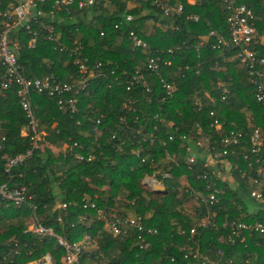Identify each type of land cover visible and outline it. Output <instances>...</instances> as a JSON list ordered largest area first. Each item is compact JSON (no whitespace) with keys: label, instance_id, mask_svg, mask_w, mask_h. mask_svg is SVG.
Returning <instances> with one entry per match:
<instances>
[{"label":"trees","instance_id":"1","mask_svg":"<svg viewBox=\"0 0 264 264\" xmlns=\"http://www.w3.org/2000/svg\"><path fill=\"white\" fill-rule=\"evenodd\" d=\"M51 1L46 0L43 7L48 10ZM172 1L183 4L177 17L164 16L152 0H114L115 8L108 9L73 7L69 14L42 19V37L33 48L28 47V36L21 28L9 33V45L18 43L14 50L23 74L42 77L52 72L79 92L75 95L78 111L73 114L60 110L55 98L31 93L37 130L44 132L35 148L16 86L0 99V185L24 188L29 197L27 203L15 204L0 195V264H28L44 254L51 256L53 264H67L56 238L26 231L33 214L68 243L81 245L80 264H174L170 258L177 264H198L205 255L212 259L208 264H264V236L258 233L247 236L246 246L220 241L227 233L221 226L190 233L204 216V206L196 203L187 184L203 191L204 181L197 175L212 170L217 186L224 190L220 206L213 207L218 224L232 219L264 221V206L247 208L250 191L264 185L253 183L247 172L242 178L241 171L248 169L239 146L222 160V170L212 161L205 166L210 159L204 153L195 163H187L184 147L190 142L189 134L199 128V135L209 140L234 130L242 132V143L249 142L256 127L264 131V116L235 49L218 48L215 37L209 36L212 29L228 33L225 2ZM238 1L253 7L255 15L264 10V0ZM191 14L198 20L189 18ZM49 23L58 34L56 41L45 37L43 27ZM257 25L260 30L264 27ZM130 32L145 45L133 48ZM199 39L204 43L197 49L182 47ZM154 56L158 70L148 67ZM76 60L87 61V73ZM136 70L144 76L145 86L135 82ZM161 79L170 87H164ZM218 81L230 91L224 101ZM213 117L220 127L210 125ZM138 129L153 133L155 140H143ZM169 135H174L173 141ZM28 150L29 155L7 170L9 158ZM163 173L170 176L163 178ZM146 177L163 183L167 192L150 190L143 183ZM91 203L119 219L141 215L143 227L151 226L156 232L145 234L121 223V233L114 235L104 221L94 218ZM140 234L146 242L142 247ZM186 245L199 250L197 259L184 258ZM218 248L222 252L216 255Z\"/></svg>","mask_w":264,"mask_h":264},{"label":"built area","instance_id":"2","mask_svg":"<svg viewBox=\"0 0 264 264\" xmlns=\"http://www.w3.org/2000/svg\"><path fill=\"white\" fill-rule=\"evenodd\" d=\"M190 3L200 2V0H188ZM228 10L227 15V34L220 33L215 29L210 30L209 36L215 37L214 46L225 49H235V56L240 63H242L247 71L249 80L254 88V98L260 106V110L264 116V33L258 27V23L264 24V10L259 14L255 15V10L250 5L238 1V0H223ZM46 0H0V99L5 96L10 87L15 85L17 88V95L22 110L25 112L29 119V128L31 134V146L35 148L38 146V142L43 139V131L37 130V119L35 117L33 106L31 102V93H43L49 97L56 99L57 105L63 112L73 114L78 111L77 97L75 96L79 90L73 89V86L61 82L57 79L54 73L45 74L42 77H28L20 71V65L17 61V55L15 47L18 46L17 42L13 43L11 47L8 43L9 33L19 28L24 30L28 36V47L33 48L37 42L41 39L42 32V19L49 17L50 19L60 12L69 14L70 9L76 7L78 9L89 8L95 6L97 8H115L116 4L114 0H52L49 4V9H45L43 6ZM152 4L158 8L164 16L177 17L183 11V4L180 2H173L172 0H152ZM110 6V7H108ZM127 19H131L130 15H127ZM189 18L198 20V16L191 14ZM33 24H37L33 27ZM118 27V24H115ZM47 33L45 36L51 41H56L58 34L55 31L53 24L49 23L43 27ZM178 29V26H176ZM102 34V33H101ZM131 41L132 47L137 48L145 45L144 42L138 38L133 32H130L128 36ZM204 43V39H199L196 44L183 43L182 47L185 50L197 49ZM79 44L75 47L73 52H77ZM66 49V47H63ZM167 52L172 53V49H168ZM72 53L69 52V55ZM158 57H151L148 63V67L152 70H158L160 68ZM79 64V69L83 73H87L90 69V65L87 61L76 60ZM168 65L171 63L170 60L166 62ZM100 63L96 64L98 67ZM186 71L190 70V67L186 65ZM135 82L141 83L145 86V78L141 75L138 70L135 71L134 76ZM164 87L169 88L170 85L166 84L161 79ZM84 85H82L83 88ZM147 87V85H146ZM130 88L129 85L126 86ZM148 91V87L146 88ZM218 89L221 94V99L224 101L228 98L229 88L223 81H218ZM74 94V95H73ZM130 103V102H129ZM134 110V108H132ZM211 116H214V111L210 112ZM158 117L157 115L155 116ZM214 128L221 126L217 117H213V122L210 124ZM142 136L143 140H149L151 143L155 140L153 133L142 132L141 129L136 131ZM25 133V132H24ZM200 134V128L197 133L189 134L187 141H190L195 150L191 147L188 142L184 145L186 153L187 163H195V153H204L210 159L208 163H217L220 170L225 166L222 160L230 155L236 153V147L239 146V152L242 154L243 159L247 162V171L243 170L242 178L244 173L247 172L250 176H253V183L264 185V131L260 127H256L253 135L250 137L249 142L243 141V134L241 131L230 130L225 133L219 140H209L208 137H202ZM4 140V136L2 137ZM170 141L174 140V135H169ZM242 143V145H241ZM66 145H64L65 147ZM31 153L28 150L26 154H18L13 158H9L6 166L7 170ZM77 158H82L79 154H75ZM171 155L167 156L169 159ZM237 168V165L235 166ZM169 173H163V178H168ZM216 171L212 170L210 173L204 172L197 175L198 179L204 181V190L199 191L194 189L187 184V191L195 198L196 203L203 204L204 213L203 217L198 219V222L193 224L190 228V233L197 234L199 229H218L219 226L227 230V233L220 237V241L227 242L228 244L240 243L246 246L247 236H251L253 233H258L260 236H264V221L253 220L247 222L243 219L240 220H224L220 224L216 222L214 206H220L222 201V195L224 190L217 186L215 181ZM151 190L153 183H161L153 177H146L143 183ZM163 184V183H162ZM0 195L4 199L13 201L15 204L27 203V198L24 194V188L10 190L6 184L0 185ZM249 198L253 201H260L264 203V189H253L250 191ZM65 206V204H63ZM84 207H87L85 204ZM90 208L95 209V219L104 221V226L112 231L114 235L120 234L122 229L120 224H126L129 226H135L141 232L145 234L155 233L156 230L151 226L143 227L142 216L131 214L125 215L124 219H119L116 215L106 213L102 209L98 208L94 203L89 205ZM244 217V216H242ZM82 219L87 220L86 217ZM26 231L36 233L41 237L56 238L59 245L65 252L67 264H80V252L81 245L79 243H68L61 236L55 234L51 229L45 227L39 222L36 215H32V219L27 225ZM88 238V237H87ZM141 245H146L145 236H138ZM16 249L13 250L17 253ZM185 250L184 258L189 255L198 258L199 250L194 249L191 245L183 247ZM209 250H211L209 248ZM222 250L218 248L216 255L220 254ZM171 262L177 264L174 258H170ZM212 259L205 255L200 259L198 264L211 263ZM29 264H53L52 258L49 254L41 255L39 258L32 260Z\"/></svg>","mask_w":264,"mask_h":264},{"label":"rangeland","instance_id":"3","mask_svg":"<svg viewBox=\"0 0 264 264\" xmlns=\"http://www.w3.org/2000/svg\"><path fill=\"white\" fill-rule=\"evenodd\" d=\"M261 33H264V27H262ZM23 132H24V130H23ZM189 144L191 145V147L193 148V150H195V147L193 146V144L191 142ZM195 155H196V158H198L199 156H201L198 153H195ZM246 202H247L246 205H247V208L248 209H253V208L254 209H260V208H263V206H264L262 202H260V201H253V200H251L248 197H246Z\"/></svg>","mask_w":264,"mask_h":264},{"label":"water","instance_id":"4","mask_svg":"<svg viewBox=\"0 0 264 264\" xmlns=\"http://www.w3.org/2000/svg\"><path fill=\"white\" fill-rule=\"evenodd\" d=\"M151 190L155 193H162V192L166 193L167 192L166 186L162 183H157V182L151 185Z\"/></svg>","mask_w":264,"mask_h":264},{"label":"crops","instance_id":"5","mask_svg":"<svg viewBox=\"0 0 264 264\" xmlns=\"http://www.w3.org/2000/svg\"><path fill=\"white\" fill-rule=\"evenodd\" d=\"M252 210V209H251Z\"/></svg>","mask_w":264,"mask_h":264}]
</instances>
